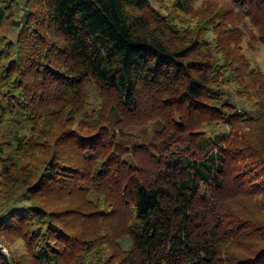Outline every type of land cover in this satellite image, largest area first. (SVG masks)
Instances as JSON below:
<instances>
[{
  "label": "trees",
  "instance_id": "trees-1",
  "mask_svg": "<svg viewBox=\"0 0 264 264\" xmlns=\"http://www.w3.org/2000/svg\"><path fill=\"white\" fill-rule=\"evenodd\" d=\"M164 1L0 0V264H264V0Z\"/></svg>",
  "mask_w": 264,
  "mask_h": 264
},
{
  "label": "rangeland",
  "instance_id": "rangeland-1",
  "mask_svg": "<svg viewBox=\"0 0 264 264\" xmlns=\"http://www.w3.org/2000/svg\"><path fill=\"white\" fill-rule=\"evenodd\" d=\"M202 0H199V2H201ZM155 7H159L158 3H154ZM164 6H168L170 5V2L168 0H165L163 3ZM166 12V11H165ZM16 35V32L11 31L10 32V37L14 38ZM246 52L249 56L250 59H252L254 62H257L262 69L264 70V45H260L257 51H252V50H247ZM89 95H90V103L92 106H96L99 103V97H98V91L96 90V88L94 86H90L89 87ZM231 100L236 101L239 105L245 107V109H247V111L251 114L254 115L256 113L255 108H253V106H251V104L248 101L245 100H241L239 99L234 93L231 94L230 97ZM153 129V125L150 123L147 126H132L128 128V131L136 133V134H140L143 136V138L145 139L146 136H149L152 132ZM208 130H215V131H219V130H227V127L225 126H211L208 127ZM1 240V239H0ZM2 245H4L9 253V256L12 258H16L18 259L23 253H24V246L23 243L21 241H17L14 243H7L6 241H0ZM123 246L125 248L129 247V241L125 240L122 242Z\"/></svg>",
  "mask_w": 264,
  "mask_h": 264
},
{
  "label": "built area",
  "instance_id": "built-area-1",
  "mask_svg": "<svg viewBox=\"0 0 264 264\" xmlns=\"http://www.w3.org/2000/svg\"><path fill=\"white\" fill-rule=\"evenodd\" d=\"M0 249H1V251H2L3 253H5L6 255H9V253H8V251H7V249H6V247H5L4 245H2L1 242H0Z\"/></svg>",
  "mask_w": 264,
  "mask_h": 264
}]
</instances>
